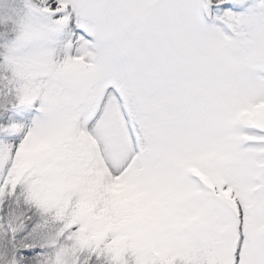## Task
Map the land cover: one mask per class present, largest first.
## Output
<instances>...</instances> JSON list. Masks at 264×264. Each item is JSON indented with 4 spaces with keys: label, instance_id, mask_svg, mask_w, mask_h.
<instances>
[{
    "label": "snow or ice",
    "instance_id": "snow-or-ice-1",
    "mask_svg": "<svg viewBox=\"0 0 264 264\" xmlns=\"http://www.w3.org/2000/svg\"><path fill=\"white\" fill-rule=\"evenodd\" d=\"M0 264H264V0H0Z\"/></svg>",
    "mask_w": 264,
    "mask_h": 264
}]
</instances>
